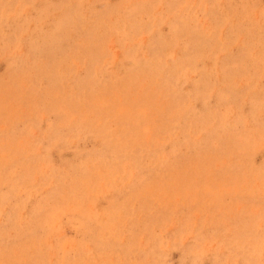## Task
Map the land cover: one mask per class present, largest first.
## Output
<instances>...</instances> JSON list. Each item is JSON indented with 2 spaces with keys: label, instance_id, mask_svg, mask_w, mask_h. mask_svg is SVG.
Returning <instances> with one entry per match:
<instances>
[{
  "label": "rangeland",
  "instance_id": "374dc122",
  "mask_svg": "<svg viewBox=\"0 0 264 264\" xmlns=\"http://www.w3.org/2000/svg\"><path fill=\"white\" fill-rule=\"evenodd\" d=\"M0 264H264V0H0Z\"/></svg>",
  "mask_w": 264,
  "mask_h": 264
}]
</instances>
